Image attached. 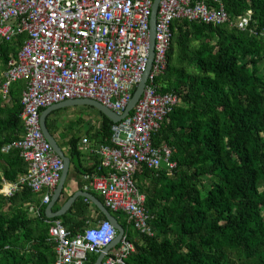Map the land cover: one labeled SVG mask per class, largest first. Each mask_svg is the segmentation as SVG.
Here are the masks:
<instances>
[{
  "label": "trees",
  "instance_id": "obj_1",
  "mask_svg": "<svg viewBox=\"0 0 264 264\" xmlns=\"http://www.w3.org/2000/svg\"><path fill=\"white\" fill-rule=\"evenodd\" d=\"M219 1L228 23L215 27L179 19L173 24L168 67L157 84L180 102L153 140L172 147L177 168L172 174L141 168L136 175L154 216V235L123 224L136 248L126 264H264V0ZM249 9L253 20L241 30L235 22ZM23 39L1 45L0 83ZM24 88L23 81L14 83L8 103L0 95V188L27 172L18 150L2 151L24 135ZM89 109L99 115L100 125L79 117L86 136L94 146L111 144L112 121ZM59 111L48 116L47 126L57 141L68 142L75 159L82 137L61 132ZM35 197L29 189L13 198L0 195V264L54 263L46 207L39 218L29 211ZM81 200L72 216L57 218L72 234L88 226L90 204ZM97 257L89 254L86 264Z\"/></svg>",
  "mask_w": 264,
  "mask_h": 264
},
{
  "label": "built area",
  "instance_id": "obj_2",
  "mask_svg": "<svg viewBox=\"0 0 264 264\" xmlns=\"http://www.w3.org/2000/svg\"><path fill=\"white\" fill-rule=\"evenodd\" d=\"M155 0H0V48L24 36L16 55H11L0 83L4 102L11 101V86L23 81L21 95L24 135L4 146L18 150L27 172L13 182L4 181L0 195L13 198L25 189L42 196L48 205L64 167L63 160L47 141L41 126L44 109L66 100L92 99L122 115L148 69L150 24ZM253 11L247 10L236 26L246 30ZM220 26L230 16L219 0H161L156 20L154 58L144 92L131 113L113 123L111 144L97 146L100 167L85 176L84 191H94L111 213L123 214L134 229L153 236L154 216L146 208V196L136 175L141 168L170 174L177 168L172 147L154 143V134L179 104L174 93H161L157 79L168 67L176 20ZM264 39V30L261 31ZM84 144H90L87 139ZM39 217L41 208L28 205ZM49 242L56 258L53 264H86L89 254L99 256L118 231L110 221H88L72 234L59 219H47ZM113 238L97 246L91 234ZM125 232L120 243L106 253L101 264H126L135 252Z\"/></svg>",
  "mask_w": 264,
  "mask_h": 264
},
{
  "label": "water",
  "instance_id": "obj_3",
  "mask_svg": "<svg viewBox=\"0 0 264 264\" xmlns=\"http://www.w3.org/2000/svg\"><path fill=\"white\" fill-rule=\"evenodd\" d=\"M161 0H155L152 8V16H151V24H150V55H149V64H148V69L146 73L144 74L141 82L138 84L133 97L127 106L126 110L122 115H118L112 110L108 109L107 107L103 106L101 103L92 100V99H73V100H66L64 102H60L57 104H54L48 108H46L42 114H41V126H42V131L47 139V141L51 144L53 150L56 152V154L63 160L64 167L62 171V175L60 178V181L51 197V202L46 208V217L48 219H56L60 218L64 215H66L69 210L72 208L74 203L79 199V198H85L89 202H91L97 209L103 214L105 219L111 222V224L115 227V229L118 231V235L113 241V243L106 247L104 249V252L101 253L95 262L93 264H101L106 253H108L110 250L115 248L121 241L122 237L125 234V229L124 227L119 223L118 218L112 214L104 205V203L96 196L89 192L85 191H77L75 192L63 205V207L59 211H54L53 207L55 203L59 200V198L63 195L64 189H65V182L68 176V172L71 166V159L68 157L61 146L59 145L58 141L54 138V136L51 134L48 126H47V118L49 115H51L53 112L62 110L65 108L69 107H90L95 109L96 111L100 112L103 114L105 117H107L109 120L112 121V123H118L121 120L125 119L131 111L134 109L135 105L141 98L146 83H147V78L150 72V69L152 67V62L154 58V44H155V35H156V20H157V12H158V7L160 4Z\"/></svg>",
  "mask_w": 264,
  "mask_h": 264
},
{
  "label": "crops",
  "instance_id": "obj_4",
  "mask_svg": "<svg viewBox=\"0 0 264 264\" xmlns=\"http://www.w3.org/2000/svg\"><path fill=\"white\" fill-rule=\"evenodd\" d=\"M84 139H86V138H82L81 141H80V143H79V148L78 149H79L80 154L77 153L78 156L75 159L70 156V150H69V147L67 145H65V149H63L61 147L63 149L64 153L68 157H70V159H71V166H70V169H69V172H68V176H67V179H66V182H65V189H64L63 195L55 203V205L53 207V210L54 211H59L63 207V205L66 203V201L75 192H77V191H84V187L87 184V181L85 179V176L88 175V174L96 173L98 171V169H97L98 166L100 167V157L96 153L97 146H94L93 143L90 140H88V139L87 140L90 142V144H84L83 143V140ZM85 192H89V193H91L93 195H94V193L97 194L94 191H85ZM92 192H94V193H92ZM19 193H21V192H19ZM94 196H96V195H94ZM81 199H84L85 200L84 203H87L88 202V204H90V206H89L90 218H89L88 221H91L92 222V221H99V220H102L103 219L101 217V215H100L102 213L97 209V207H95L91 202H89L85 198H79L75 203H77L79 201H82ZM34 200H35V202L33 204H29V205H35V206H38L41 209H43L45 207L47 208V206L50 204L49 203L48 205H42V196L41 195H37L36 194V197H35ZM50 202H51V200H50ZM72 208H73V206H72ZM72 208L67 213L70 216L73 215L72 213H70L72 211ZM72 212H74V211H72ZM31 216L32 217H36L33 214H31ZM115 216L118 218V221H119V223L122 226H123L124 223H126V218H125V216L123 214L117 213ZM47 219L48 218L46 217V220ZM46 220H45V222H46ZM125 232H126V230H125ZM134 236L136 237V234H134Z\"/></svg>",
  "mask_w": 264,
  "mask_h": 264
},
{
  "label": "rangeland",
  "instance_id": "obj_5",
  "mask_svg": "<svg viewBox=\"0 0 264 264\" xmlns=\"http://www.w3.org/2000/svg\"><path fill=\"white\" fill-rule=\"evenodd\" d=\"M55 117L58 119V124L61 127V132L66 133L67 138L71 134H76L80 135L82 138L90 140L89 137L86 136L87 128L85 124L81 125L80 123H78L79 117L82 118L84 122H89L95 128H98L100 125L99 115L94 110L89 109V107L79 106L65 108L59 111ZM58 142L63 149H65V145L68 143L63 140H59ZM112 214L116 215L115 213Z\"/></svg>",
  "mask_w": 264,
  "mask_h": 264
},
{
  "label": "clouds",
  "instance_id": "obj_6",
  "mask_svg": "<svg viewBox=\"0 0 264 264\" xmlns=\"http://www.w3.org/2000/svg\"><path fill=\"white\" fill-rule=\"evenodd\" d=\"M113 236H114V232L106 225L104 234H100L98 236L95 233H93L90 235L89 240L94 245L103 246V243H106L107 240L113 238Z\"/></svg>",
  "mask_w": 264,
  "mask_h": 264
}]
</instances>
